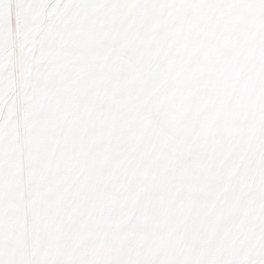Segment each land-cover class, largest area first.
<instances>
[{
  "label": "snow or ice",
  "instance_id": "1",
  "mask_svg": "<svg viewBox=\"0 0 264 264\" xmlns=\"http://www.w3.org/2000/svg\"><path fill=\"white\" fill-rule=\"evenodd\" d=\"M0 264H264V0H0Z\"/></svg>",
  "mask_w": 264,
  "mask_h": 264
}]
</instances>
